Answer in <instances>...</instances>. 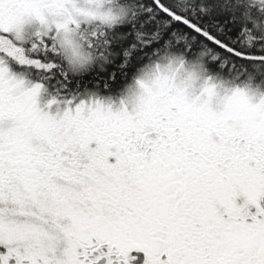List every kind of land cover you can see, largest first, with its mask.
Returning a JSON list of instances; mask_svg holds the SVG:
<instances>
[{
  "label": "snow or ice",
  "instance_id": "snow-or-ice-1",
  "mask_svg": "<svg viewBox=\"0 0 264 264\" xmlns=\"http://www.w3.org/2000/svg\"><path fill=\"white\" fill-rule=\"evenodd\" d=\"M107 3L0 0V264H264V93L229 89L230 67L212 68L203 53L186 59L170 45L151 49L158 41L150 40L139 57L136 45L125 53L120 67L131 82L116 95L115 74L101 91L71 87L86 71L31 86L10 71L8 58L37 71L58 67L28 58V42L69 69L106 59L110 33L136 8ZM156 3L256 62L250 72L264 66V55L229 47ZM214 7L243 22L250 46L254 33L264 35V0Z\"/></svg>",
  "mask_w": 264,
  "mask_h": 264
},
{
  "label": "trees",
  "instance_id": "trees-1",
  "mask_svg": "<svg viewBox=\"0 0 264 264\" xmlns=\"http://www.w3.org/2000/svg\"><path fill=\"white\" fill-rule=\"evenodd\" d=\"M134 2L135 15L130 22L110 33L111 46L106 50L107 58L97 61L91 73L81 74L72 79L73 89L76 88L77 83L81 90L94 89L95 85L99 84L102 91L104 83L115 74L112 93H117L131 78L125 76L124 70L120 67L125 59V53L132 52L131 46L136 45L137 51L133 57L135 59L140 55L139 49L142 44L145 45V51L150 50L147 42L152 40L158 43H153L151 49L159 45H170L171 50L177 55L188 52L189 56H186V59L190 58L191 53H195L196 56L203 53L201 59L207 61L212 68L219 65L221 68L232 69L230 75L225 74L227 85H248L264 93V66H259V73L250 72L253 66H258L256 62L234 57L190 27L174 21L161 11L155 0H134ZM163 2L176 14L196 23L229 47L247 55H264V35L254 33L256 39L250 46L243 22L216 9L214 7L216 0H163ZM261 30H264V22L261 23ZM213 57L216 59L213 60ZM65 71L67 69L62 67L60 72ZM52 75L53 72L48 74V77Z\"/></svg>",
  "mask_w": 264,
  "mask_h": 264
},
{
  "label": "flooded vegetation",
  "instance_id": "flooded-vegetation-1",
  "mask_svg": "<svg viewBox=\"0 0 264 264\" xmlns=\"http://www.w3.org/2000/svg\"><path fill=\"white\" fill-rule=\"evenodd\" d=\"M30 31L31 30H28L29 33H30ZM30 39H31L30 34H26L25 37H24V40L27 42ZM21 46L25 50V55L28 58H30V59L39 60V61H42L45 64H48L50 62H55L58 65V67L53 69L52 72L57 77H59L62 67L66 68L67 71L73 70V71H76L77 73L86 71V72L81 73V74H89V73H91L93 71L94 67L97 65V64L93 63L88 68L69 69V67L62 60V58H60L58 56H54L53 53L50 50L49 51H45L42 48L33 49L31 47V42L24 43ZM8 67H9L10 71L12 72V74H14L18 78L24 79L26 81V86H31L32 84H34L36 82H41L46 77H48V74L52 73V72L49 73V72H45V71H37L35 67L21 66L15 60H12L11 58H8ZM81 74L73 75L72 79L78 77V75H81ZM130 82H131V78L129 79V82H127V83H130ZM123 86L124 85H122V87ZM234 87L235 88L236 87L246 88V89L250 90L248 85H234ZM118 92L117 93H113V94L116 95V94H118ZM48 99H49V97L47 95L42 94L40 99H39L40 105L43 107L47 103ZM240 202L242 203V201H240ZM252 211L255 212V209H252Z\"/></svg>",
  "mask_w": 264,
  "mask_h": 264
},
{
  "label": "rangeland",
  "instance_id": "rangeland-1",
  "mask_svg": "<svg viewBox=\"0 0 264 264\" xmlns=\"http://www.w3.org/2000/svg\"><path fill=\"white\" fill-rule=\"evenodd\" d=\"M77 2L82 9L94 10L96 8L105 9V8L109 7L107 0H77ZM226 86L229 89L235 88L234 85H230V84L229 85L226 84ZM248 87L250 88V91L253 93H261L260 91L255 90V89L251 88L250 86H248Z\"/></svg>",
  "mask_w": 264,
  "mask_h": 264
},
{
  "label": "water",
  "instance_id": "water-1",
  "mask_svg": "<svg viewBox=\"0 0 264 264\" xmlns=\"http://www.w3.org/2000/svg\"><path fill=\"white\" fill-rule=\"evenodd\" d=\"M155 3H156V0H155ZM156 5H157V3H156ZM168 16V15H167ZM170 18H172L171 16H169ZM173 19V18H172ZM176 21V20H175ZM176 22H179V21H176ZM179 23H181V22H179ZM181 24H183V23H181ZM185 25V24H184ZM187 26V25H186ZM199 34H201V33H199ZM202 35V34H201ZM203 36V35H202ZM204 37V36H203ZM206 38V37H205ZM209 40V39H208ZM211 42H213L212 40H210ZM214 43V42H213ZM215 44V43H214ZM216 45V44H215Z\"/></svg>",
  "mask_w": 264,
  "mask_h": 264
}]
</instances>
